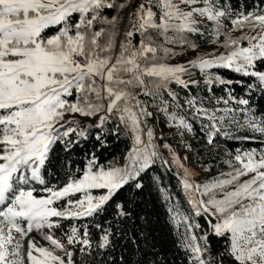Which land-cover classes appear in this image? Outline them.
Here are the masks:
<instances>
[{"label":"snow or ice","instance_id":"1","mask_svg":"<svg viewBox=\"0 0 264 264\" xmlns=\"http://www.w3.org/2000/svg\"><path fill=\"white\" fill-rule=\"evenodd\" d=\"M260 2L264 4V0ZM134 3L128 16L131 28L117 51V33L112 31L101 42L107 30H93V24L102 19L115 29L119 17L101 18L100 10L123 9L131 4L109 0H0V264H95L94 255L113 248L114 239L125 235L122 221L131 213L124 203L113 202L130 184L142 188L138 178L160 158L154 130L145 120L152 113L136 98L138 93L133 89L158 99L169 124L188 132L193 131V125L178 111H169L183 108L169 86L187 89L197 85L191 79V69H199L206 85L228 86V99L223 101L226 105L230 101L249 105V99H236L231 88L234 83L244 82L225 79L212 69L223 68L254 78L255 83L247 84V89L259 87L264 91V68L257 65H264V8L239 13L238 19L231 22L233 28L247 26L257 32L240 37L247 40V47H234L227 55L211 58L198 55L186 67L161 63L157 54H172L165 45L197 49L186 37L199 33L198 26L204 22L215 24L212 36L221 35L225 27L222 18L234 14L224 0ZM75 14H79L78 21L73 19ZM53 29L56 31L49 35ZM136 33L141 37L138 47L132 43ZM160 38L162 43L157 42ZM238 44L239 40L226 37L223 46ZM148 78L158 81L154 88ZM163 92L171 97L172 104L163 99ZM74 95V100L69 99ZM185 103L195 118L202 114L208 121L201 126L208 145H214L217 136L248 141L255 140L257 134L264 144V116L256 115L251 107L218 109L223 113L218 116L197 108L195 98ZM98 113L104 114L99 115L95 125H82L74 118L75 114L93 117ZM110 115L118 117L133 142L124 166L104 167L92 158L83 170L77 169L82 175L66 171L62 185L50 184L46 177L55 146L61 144L64 151H69L74 143L70 134L87 138V130L102 128ZM115 131L118 133L119 127ZM96 139L101 140V136L98 134ZM163 147L169 149L166 143ZM225 156L228 158L222 163L228 171L203 185L195 184L185 168L183 186L208 197L190 201L195 216L212 219L208 220L210 233L198 234L201 225L192 216L181 212L179 206L170 207L178 247L185 252L187 264H264V147L237 148L234 155L226 152ZM172 162H178L175 153ZM93 189L105 191L94 196ZM77 193L82 197L74 198ZM165 199H169L167 194ZM109 204H113L118 221L115 227L110 224L102 229L98 242H93L86 224L82 232L72 225L62 236L55 234V230L62 229V219L92 217L106 212ZM210 234L223 242L215 252ZM37 236L49 246L41 244ZM77 246L85 257L79 262Z\"/></svg>","mask_w":264,"mask_h":264},{"label":"trees","instance_id":"2","mask_svg":"<svg viewBox=\"0 0 264 264\" xmlns=\"http://www.w3.org/2000/svg\"><path fill=\"white\" fill-rule=\"evenodd\" d=\"M109 2L115 4L125 3L128 4L129 0H109ZM224 4L227 5L233 15H229L222 18V22L225 25L223 32L218 37L211 35L212 30L215 27L213 22L201 23L198 27L199 33L187 34V40L197 45L198 49H204L212 46L214 43L213 39L217 40L216 46L221 44L222 54L227 55L230 50L234 47H247V40H240V37L246 35H252L253 31H250L247 26L240 28H233L232 20L238 19L239 13L247 14L250 11L264 8V4H261L260 0H224ZM127 7L123 9H101V18L111 19L113 16L121 17L126 11ZM74 20L79 19V14H75ZM118 19L115 29L111 25L102 22L101 20L95 21L93 24V30H100L101 28L106 29V33L101 38V42L107 40V36L112 31L118 33V25L120 20ZM228 30V31H227ZM56 29L49 32L51 35ZM228 32L233 35L237 34L236 40H239V44L226 48L223 46L224 42H220L219 37L224 38L228 36ZM200 33H203L201 35ZM138 35L136 34V38ZM117 40V35H116ZM158 43L163 42V38H160ZM137 43V41H136ZM172 50V54L165 56L163 52H159L157 55L160 58L159 62L166 63L168 65H184L189 66L190 60H188L187 53L183 54L179 52V59L173 52L176 47L182 46L181 44L165 45ZM174 46V47H172ZM186 46V45H185ZM187 47V46H186ZM119 48L117 49V51ZM176 52V53H177ZM175 60V61H171ZM258 67L264 68L260 62H257ZM216 75H220L225 79L233 81H243V84L231 85L233 95L236 99L245 98L249 99V105H237L235 101H230L227 105L224 104V100L228 99V93L226 88L228 86L218 85H206L204 78L201 75L199 69H191V79L198 82L197 85L190 86L187 89H182L181 86L171 84L169 87L173 92L177 93L178 98L182 100L185 105V109H172L169 111H178V114L184 116L185 119L193 125V131L183 135L184 147L186 152L190 156V162L192 165L199 168L201 175L197 177V182L200 185L209 183L222 171H228L227 165L223 164L222 161L228 157L225 156L226 152L235 154V150L240 148L250 149L253 147H264V144L260 143V138L257 134L255 140L240 141L235 139H227L222 136L215 137V144H207V136L204 131H201L203 123H207L206 118L201 114L200 118L197 119L194 115H191V109H189L185 103L187 99L195 98L196 107L207 109L209 113V103L206 98L210 95L212 102H220L219 105H224L231 108H245L251 107L255 110V114L258 116H264V91H261L259 87H256L249 91L246 87L249 83H255L254 78L243 77L239 74L233 73L223 68H216L210 70ZM151 86L154 88L158 81L155 78H148ZM182 79L188 80V76H183ZM134 92L138 93L137 99L144 102L145 107L152 116L146 117L145 120L150 121L154 126L159 127L162 132V139L167 140L171 143L174 142V135L168 132V127L171 125L168 122L167 117L160 111L163 105L158 99L154 100L150 96H145L140 89H133ZM163 99L169 101L172 104L171 97L168 96L167 92L162 93ZM69 99L74 100L75 95ZM179 99L177 102H179ZM157 112L159 117H154V113ZM239 119L243 122V113L239 114ZM95 125V124H94ZM119 127L117 133L115 129ZM154 129V128H153ZM234 131V130H233ZM101 136V140H97V135ZM236 135H252L248 132H236ZM74 141L69 151L63 150V145L57 144L52 153L51 164L46 179L51 183L62 185L66 180L65 172H71L77 176L82 175V171L77 172V169L83 170L89 159L95 158L96 162L100 166L107 167L115 164L116 166H123L126 163V158L133 147V142L128 130H126L123 124L119 123L116 115H110L108 121L102 126V128H89L87 130V138L77 137L74 133L70 134L69 137ZM171 147V146H170ZM178 159L184 165V160L178 156ZM186 154V153H185ZM173 154H171L172 156ZM205 168L208 171H205ZM186 169L193 178L197 175V171L193 166L186 164ZM138 182L142 184V188L135 189L132 184L126 186L120 194L116 197L113 202L124 203L127 210L131 213L130 217L122 221L123 231L125 235L122 238L114 239V247L103 252L102 255H94L92 259L95 264H187V256L185 252L178 247V236L177 228L172 223L170 213L168 209L173 206H179L181 212L186 215L191 213L187 208L184 199L179 189V184L174 176L173 172L169 171L161 158L155 159V162L150 165L148 169L138 178ZM105 190L93 189L91 190L92 195L103 194ZM165 194L168 195L169 199H165ZM75 198V197H74ZM201 199L207 200V196H201ZM212 219L211 217H209ZM57 219V218H55ZM196 222L201 225V228L197 230L198 234L209 232V224L204 217L193 218ZM118 218L116 217L113 204L107 205V211L94 214L92 217H82L78 220H61L62 229L55 230L57 236H62L64 232H67L70 226L76 225L80 227L82 232L83 225H88V229L93 242H98L102 229L109 227L111 224L113 227L116 226ZM214 223V219L212 220ZM100 225V227H97ZM180 231H182L180 229ZM212 250L215 252L221 249L223 242L218 240L214 235H209ZM79 246L76 250V260L85 259L78 251ZM99 252V250H97Z\"/></svg>","mask_w":264,"mask_h":264},{"label":"rangeland","instance_id":"3","mask_svg":"<svg viewBox=\"0 0 264 264\" xmlns=\"http://www.w3.org/2000/svg\"><path fill=\"white\" fill-rule=\"evenodd\" d=\"M128 4H131L132 6L131 7H127L126 11L123 13V15H121V17L119 19L120 22H119V25L117 27V29H118L117 40H116V42H117V49L119 48L120 41H122V40L125 39V33L131 28V23H130V21L128 19V16L134 10V7H135L134 0H129V3ZM136 34H138V33H136ZM252 34L254 36V35L257 34V32L256 31H253ZM227 37H230L231 39L236 40L237 34L234 33L233 35H231L228 32V36ZM225 38L226 37H224V38L219 37L218 39L221 40L220 42H224ZM137 40H138V37L137 38L135 36L132 37V43H133V45H136L138 47L139 46V42L136 43ZM216 44L217 43H214L212 46H209L207 48H204V49H198L197 48L195 50H193V49H191L189 47H186L185 45H182V46L173 48L174 49L173 52H175L174 54L177 55L179 57V59L182 58L181 56H179L180 55V54H178L179 52H181L183 54H186L187 53L188 55H187L186 58H188V60H190V61L191 60H194L198 55L199 56H204L205 58H211L212 56H219V55L222 54L221 49L219 48V47H221V44L219 46L218 45L216 46ZM172 47H174V46H172ZM178 50H179V52H177ZM171 61H175V60H171ZM181 105L184 106V103L181 104ZM144 106H145V104H144ZM211 108L213 110L212 112H216L218 116L223 114L222 112L217 111L218 108L223 109V107H219L217 103L213 104ZM233 109H236V108H233ZM103 114L104 113H98L97 116H93V117H82V116H79V114H75L74 118L77 119V120H79L82 125H88V124L94 125V124H96L98 122L99 115H103ZM69 118L71 119L73 117L70 115ZM146 124H147V127L150 125L151 128H154L153 129L154 130V141H155V144H156L157 151H158V147H160L161 149H163V153L167 154L168 151L163 146H161L162 145V142L161 141H158L157 138H156L158 135L159 136L161 135V131L159 130V127L154 126L153 124L148 123V121L146 122ZM145 129H147V128H145ZM168 132L171 135H174V137H175L174 142H173V146H174V149L176 150V152H180L179 154H183L184 152H186L185 147H184L183 135H185L186 133H188V131L185 130V129L177 130L176 127L170 125L168 127ZM143 139L145 141L147 140L146 135L143 136ZM158 142H159V145H158ZM170 148H172V147H170ZM170 153L173 154V152H170ZM160 155L163 158L162 154H160ZM187 157L188 156L185 153H184L183 156L180 157V158H182L186 162V163L184 162V165L185 166L181 167V163L182 162L179 159H178V162L177 163H173L172 162L173 161V155H172V161H171V163L173 164V166L176 169H178L180 172H182V174L185 173L186 164L189 165V166H192L191 163H190V156L188 158ZM196 171H197V169H196ZM197 173H198V171H197ZM82 195H83L82 193H77V194H75V198L76 199L81 198ZM53 219L55 220V218H53ZM181 230L183 231L182 228H181ZM45 231H47V229H45ZM43 245L46 246V247L49 246L48 245V242H46L44 240H43Z\"/></svg>","mask_w":264,"mask_h":264},{"label":"bare ground","instance_id":"4","mask_svg":"<svg viewBox=\"0 0 264 264\" xmlns=\"http://www.w3.org/2000/svg\"><path fill=\"white\" fill-rule=\"evenodd\" d=\"M178 156L179 157H181L179 154H178ZM171 157V161H172V156H170ZM181 174H182V172H181ZM184 175H185V173H183L182 175H181V181H182V179L184 178ZM193 179V178H192ZM183 185V184H182ZM184 187V186H183ZM185 188V187H184ZM185 191H186V195H187V198H188V200L189 201H192V200H196V198H195V193H194V191L192 190V189H187V188H185ZM37 239L39 240V242L41 243V244H43V240L39 237V236H37Z\"/></svg>","mask_w":264,"mask_h":264}]
</instances>
